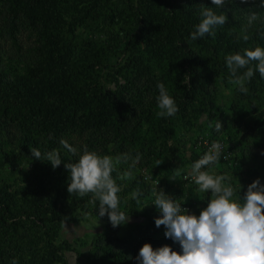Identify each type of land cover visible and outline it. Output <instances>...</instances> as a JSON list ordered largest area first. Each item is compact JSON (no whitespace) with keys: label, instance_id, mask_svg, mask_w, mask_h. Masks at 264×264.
Returning <instances> with one entry per match:
<instances>
[{"label":"trees","instance_id":"obj_1","mask_svg":"<svg viewBox=\"0 0 264 264\" xmlns=\"http://www.w3.org/2000/svg\"><path fill=\"white\" fill-rule=\"evenodd\" d=\"M42 1L47 4L46 10L55 17L58 9L54 8L56 1L59 0ZM106 2L107 0H93L86 12L80 15L79 20L74 21L83 23L88 17H93V13H96ZM0 3L5 8V11L0 10L2 23L0 36L9 39L16 46L18 44L16 36L22 26L19 16L20 4L15 0H0ZM36 4L40 5L39 0ZM135 4V6L131 5L132 14L136 15V19L141 15L138 35L135 36V33L129 29L119 31L109 41L103 42L101 48H96L90 40H86L82 55L84 61H87L84 74L76 71L82 73L84 77V80H80V84H83L82 93H64L67 101L59 98L61 95H57L53 99L52 106L46 111L32 104L34 98L36 100L37 98L32 95L33 91L30 90L31 87H28L25 79H21L23 83L17 84L6 80L9 73L0 66V130L3 131L4 136L0 140V156L6 159L2 165L7 170L13 171L19 167L20 158L33 163L31 171L22 174L20 172L16 192L10 190L9 183L0 184V264H11L13 260H16L17 264H47L48 260L45 255H40V249H47L54 254L60 250H67L74 252L77 258L82 256L67 241L56 244L54 237L62 221L74 219L78 211L90 214L92 197L95 196L89 193L81 197L75 193L69 194L67 191L70 173L64 165L75 163L79 158L60 143L61 139L70 142L65 135L69 127L67 118L78 115L79 124L75 130L80 136H86L92 142L93 147L87 148L89 151L96 148L95 144L106 147L118 143H121L122 151L125 147L128 148L124 143L129 141L134 131L142 127L144 130L154 129L155 114L151 108L156 103L151 102L150 99L146 101L152 91L151 85L130 84L128 76L119 74L122 71L121 67L112 72V78L106 82L113 84V90L106 87L107 85H98L93 77L96 74L94 66L101 64L99 52L105 55H113L115 52L129 53V56H126L128 62L131 60L134 63L132 66L137 65L138 62L145 72L149 71L144 67L141 55L138 56L133 50L139 46V42L145 44L147 52L166 53L169 63H172L176 70V76L180 78L178 91L181 87V96L185 98V93L191 94L197 101V113H205L208 123L212 122L208 133L206 132L207 135L214 140L225 139L220 137L223 133L230 141L236 138L233 131L234 124L230 125L229 116L221 118L215 103L217 93L212 92L209 86L214 79L213 73L215 76H221L225 85H233L231 83L233 77L226 65V56L237 52L243 54L245 49L250 50L252 44L264 48V44L259 42L262 39L260 34L253 33L257 37L245 41L237 37L236 28L227 20L226 24L214 27L212 32L204 37L191 40V33L202 19L200 10L202 5L205 6L203 0H136ZM207 7H212L219 14L220 9L215 6L207 5ZM115 11L117 15H122L121 12ZM111 19L113 20V17ZM41 22L42 19L38 23ZM32 28L38 29V26L33 24ZM43 29L45 33L40 32V29L37 30L41 39L50 36L52 32L49 28ZM128 35L131 36L127 38ZM125 39L128 41L126 42ZM75 54H61L57 59L58 64L64 63L66 59H74ZM257 63L252 61L249 64L254 70V75L250 81H245V87L248 89L246 93L241 92L239 86L234 84L236 89L233 88L230 94L229 112L236 117L258 112L259 120L256 123L264 127V111L252 110L255 101L264 94V78H261L259 72L255 70ZM148 68L150 70L149 66ZM246 70V68L238 70V75H242ZM118 75L124 80L121 84L118 83ZM184 79H187L186 86L181 85ZM91 83H94L92 89H90ZM56 91L55 89L54 93ZM139 92L145 94L141 96ZM130 105L131 111L123 110V107ZM126 115L128 120L125 123L128 125L122 130L119 128L114 130V126H111L114 121L112 119L116 122L119 118L124 119ZM217 120L222 123L221 132L215 130ZM13 130H19V136L13 134ZM131 140L128 143H133ZM6 145L12 147L10 152L4 149ZM31 148L38 149L42 155L55 150L59 153L62 163L53 169L49 162L35 159L31 154ZM191 152V164H193L195 155L192 146ZM250 157L241 154V158L237 157V159L240 163L248 164ZM216 167L219 172L222 168L226 169L221 163H216ZM248 169L233 170H239L238 174H240L246 173ZM181 189L180 187L179 190ZM122 212L126 214L125 210ZM97 216L107 224V237L101 243L93 245V250L86 255L88 261L91 264H98V261L104 260H109L111 264H138L136 257L140 248L150 241L138 244L119 238L117 236L119 226L113 227L107 214L100 217L97 212ZM125 244L128 246L123 248ZM151 245L154 249L160 247ZM171 248L174 251H181L179 243Z\"/></svg>","mask_w":264,"mask_h":264},{"label":"rangeland","instance_id":"obj_2","mask_svg":"<svg viewBox=\"0 0 264 264\" xmlns=\"http://www.w3.org/2000/svg\"><path fill=\"white\" fill-rule=\"evenodd\" d=\"M15 1L20 4L19 16L22 21V26L16 36L18 44L15 46L9 39L0 36V66L9 73L8 77L5 78L6 80L17 84L23 83L21 79H25L24 81L33 91L32 95L37 98V100L34 98L35 101L32 104L45 111L52 106L53 99L57 95H61L59 98L67 101L64 93H82L83 84H80V80H84V66L87 62L84 61L82 56L86 40H90L96 48H101L103 42L109 41L119 31L129 29L135 33V36L138 35L141 15L136 19V15H133L131 11V5L135 6L136 0H133L134 3L132 0H107L105 5H102L96 13H93V17H88L80 24L74 20H79L80 15L86 12L89 6L92 5L93 0L56 1L54 9H58V12L55 17L49 10H46L47 4L42 0H39V6L36 4L38 0ZM203 3H205V6L212 5L211 0H203ZM5 6L7 7V5ZM0 10L5 11L2 3H0ZM115 10L121 12L122 15H117ZM252 12L257 13L258 19L251 26H248L247 17ZM223 13L227 15V20L236 28L235 33L238 38H243V35L246 34L252 39L257 37L253 33H259V36L262 37L259 42L264 44V7L261 6L260 0H246L243 3L241 0H227L225 6L219 11V14ZM41 19L42 22L39 24L38 22ZM23 22L25 25H23ZM33 24L38 26L42 33H45L43 28H49L52 30L51 35L43 39L39 38L38 29H33ZM0 26H2L1 19ZM130 36L128 35L127 38ZM125 41L128 40L125 39ZM139 43V46L133 50L138 53V56L141 55L142 63L149 72H145L142 66L138 65V62L137 65L132 66L134 63L130 59L128 62L126 58L129 53L118 54V52H115L113 55H105L103 52H99L98 56L101 64L100 66H94L96 74L93 78L97 80L98 85H107L106 87L113 90V84H106V82L112 78V72L121 67L122 71L119 74L128 76L130 84L149 83L152 91L150 94L148 93L149 98H146V101L150 99L151 102L156 103L151 108L155 114L154 129L144 130L142 127L134 131L129 138V141L132 139L133 143L126 141L127 143H124V146H128V148L125 147L122 151L121 143L106 147L95 144L96 148L93 151L101 156L107 155L113 158L124 153H130L133 158L137 153L141 154V159L135 167L129 168L131 160L127 163L121 162L115 165L111 174L120 188L117 194L120 201L118 210L121 212L125 210L126 215H128V221L119 226L117 236L138 244L150 241L154 247L164 245L172 247L177 245L178 242L165 237V226L161 225L157 228L155 225V219L159 218L162 213L153 204L155 200L153 192L163 190L165 194L179 201L182 207L187 208L190 214L197 216L202 209L207 207L210 193L198 191V186L193 184L188 191L189 195L186 199H183L182 192L179 189L182 175L191 166V146L196 137L208 133L212 122L208 123L205 113H197V101L191 94L187 92L185 98L181 96V87L178 91L180 78L176 76V70L173 64L169 63L167 54L147 52L145 44ZM257 46L259 45L252 44L250 50H254ZM73 52H76V54ZM63 53L75 54L76 57L72 60L66 59L64 63L58 64L57 59ZM89 66H91V63H89ZM70 67L75 69L72 70ZM102 67L104 68L101 69ZM212 76L214 79L209 89L217 93L215 103L220 116L221 118L229 116L230 125L234 124L233 131L236 138L233 140L238 148L235 152L236 157L241 158V154L250 155L251 157L248 158L250 168L246 173L241 172L238 174L239 170L229 169L225 166L226 169L222 168V171L219 172L216 164L210 165L208 171L210 174L230 177L231 185L235 188L237 194L243 197L247 191V186L257 178L260 179L261 184H264V127L256 123L259 120L258 112L244 114L241 117L233 116L229 112V102L231 100L230 94L233 88L236 89V86L234 84L225 85V81L219 75L215 76L213 73ZM123 82L124 80L119 76L118 83ZM163 82H165L164 85L169 95L174 99L179 109L172 117L157 115V112L160 111L156 100L159 95L157 84ZM91 84L90 89L94 87V83ZM182 84L186 86L187 79H184L181 82ZM228 86L231 87L228 88ZM55 89L57 91L54 93ZM144 94V92H139L141 96ZM255 103L252 110L264 111V94ZM131 109V105L123 107L125 111H131ZM242 111L245 112L244 109ZM127 116H124L125 120L119 118L116 122L115 119H112L114 121L111 126H114V130L117 128L122 130L128 125L125 123L128 120ZM78 124V115L67 118L69 127L65 135L66 139L70 141L69 144L77 147L81 154L85 147L92 148L93 146L86 136H80L76 132L75 129ZM13 134L19 136V130H13ZM3 137V131L0 130V140ZM220 137L227 138L230 141L225 133ZM137 138H139V141H137ZM11 148L8 145L4 147L6 152H10ZM75 156L78 157V155ZM5 162L6 159L0 156V184L9 183L11 185L10 190L14 193L17 190V178H19L20 172L22 174L31 171L33 163L30 160L20 158V165L17 170L11 171L2 165ZM6 167L9 168V166ZM129 170L132 172L131 179L119 178L125 171ZM134 193L137 194L135 197ZM91 209L90 214L78 211L74 219L62 221L54 235L56 244L67 241L82 256L77 258L74 252L67 250H60L54 254L47 249H40V255H45L48 260L47 264H91L86 255L93 250L94 244L101 243L107 237V224L97 216L99 200L96 196L92 197ZM127 246L128 244H125L123 248ZM98 264L111 263L109 260H104L98 261Z\"/></svg>","mask_w":264,"mask_h":264},{"label":"clouds","instance_id":"obj_3","mask_svg":"<svg viewBox=\"0 0 264 264\" xmlns=\"http://www.w3.org/2000/svg\"><path fill=\"white\" fill-rule=\"evenodd\" d=\"M260 2L264 7V0ZM211 3L222 9L227 0H211ZM200 16L202 19L191 33V40L204 37L214 27L226 24L228 19L225 13L217 14L212 7L203 5ZM247 19L248 26H251L258 15L252 12ZM248 38L246 34L243 35L245 41ZM252 61L258 62L255 70L264 78V48L257 46L254 50L245 49L243 54L237 52L226 56V65L233 77L231 83L238 85L243 93L248 91L245 81H250L254 75L253 68L249 67ZM245 68L247 70L238 75V70ZM157 88L159 95L156 100L160 109L157 115L174 116L179 110L176 102L163 83H158ZM222 128L221 121L217 120L215 130L221 132ZM60 143L79 157L77 162L64 165L70 173L68 193L81 197L89 193L95 194L99 200V216L107 214L113 227L125 224L128 215L118 210L120 201L117 194L120 188L111 174L115 165L121 162L131 160L129 168L135 167L141 154L137 153L133 158L130 153H124L113 158L89 151L87 147L80 154L66 140L61 139ZM222 150L221 143L213 142L209 150L191 165L189 175L198 186V191L211 194L207 207L198 216L190 214L187 208L182 207L179 201L163 190L153 192V204L162 213L155 219V225L157 228L165 226V237L178 242L181 251H174L168 245L154 249L150 243H145L136 257L138 264H264V184L257 178L247 186V191L241 197L231 185L230 177L210 174L205 170L209 165L218 163ZM30 151L35 159L49 162L53 169L62 163L55 150L43 155L36 148H31ZM119 178L131 179L132 172L125 171ZM133 195L135 197L137 194ZM11 264H17L16 260Z\"/></svg>","mask_w":264,"mask_h":264},{"label":"built area","instance_id":"obj_4","mask_svg":"<svg viewBox=\"0 0 264 264\" xmlns=\"http://www.w3.org/2000/svg\"><path fill=\"white\" fill-rule=\"evenodd\" d=\"M213 142H219L223 145L222 155L218 163H221L223 166L227 168H232V169L240 168L243 171L248 169V164L240 163L236 157L235 152H236L237 144L235 142H231L225 139L214 140V139H211L207 134L196 137V139L194 140L192 144V150L194 151L195 161L200 159L209 150ZM209 166L205 170L208 171ZM190 168L191 166L182 175L180 179V184H181L180 187L182 188L181 192H182L183 199L187 197L189 188L193 184H195L189 175Z\"/></svg>","mask_w":264,"mask_h":264}]
</instances>
